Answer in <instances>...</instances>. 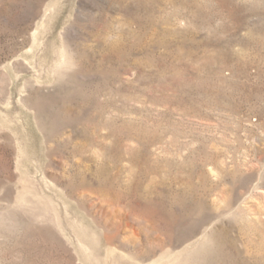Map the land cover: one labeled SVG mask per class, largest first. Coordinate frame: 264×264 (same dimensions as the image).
<instances>
[{
	"label": "rangeland",
	"instance_id": "374dc122",
	"mask_svg": "<svg viewBox=\"0 0 264 264\" xmlns=\"http://www.w3.org/2000/svg\"><path fill=\"white\" fill-rule=\"evenodd\" d=\"M0 264H264V0H0Z\"/></svg>",
	"mask_w": 264,
	"mask_h": 264
}]
</instances>
